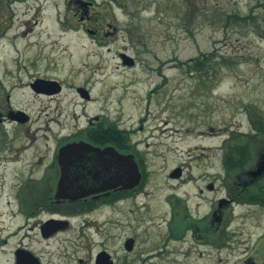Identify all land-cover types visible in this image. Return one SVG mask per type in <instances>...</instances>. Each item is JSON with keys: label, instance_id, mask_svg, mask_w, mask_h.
<instances>
[{"label": "rangeland", "instance_id": "rangeland-1", "mask_svg": "<svg viewBox=\"0 0 264 264\" xmlns=\"http://www.w3.org/2000/svg\"><path fill=\"white\" fill-rule=\"evenodd\" d=\"M61 1L44 0L40 10L28 8L31 0L13 3L12 25L0 39V110L8 103L33 121L31 126L0 124V232L26 225L10 215L16 205L4 206L8 200L14 204L7 194L34 151L23 147L48 135L47 123L53 132L65 133L73 127L72 114L88 113L103 117L142 152V182L116 199L112 214L101 210L93 226L71 219L61 236L65 242L50 240L44 246L48 258L55 260L54 250L66 248L67 261L61 264H79L78 258L93 264L94 253L106 249L115 264H241L264 236L263 210L248 205L226 210L228 225L220 241L235 247L230 251L221 249L220 233L204 237L209 244L189 233L175 240L173 206L178 199L194 219L205 215L210 202L224 195L221 140L253 134V120L264 128V0H141L139 12L119 15L124 28L98 42L83 31L61 28L56 20ZM1 21H9L4 6ZM119 53L133 65L123 66ZM35 78L61 81V94L33 93L28 84ZM77 86L90 90L91 102L79 99ZM47 106H58L65 116L46 114ZM54 119L61 123L56 126ZM16 156L21 162L8 161ZM176 169L180 180L169 178ZM208 180L215 190L198 198L197 187ZM24 235L8 239L0 264H12L16 244H28ZM128 238L134 240L131 252L124 248Z\"/></svg>", "mask_w": 264, "mask_h": 264}, {"label": "flooded vegetation", "instance_id": "flooded-vegetation-1", "mask_svg": "<svg viewBox=\"0 0 264 264\" xmlns=\"http://www.w3.org/2000/svg\"><path fill=\"white\" fill-rule=\"evenodd\" d=\"M19 1L26 2V0H0V39L4 29L12 25V4ZM31 1L32 5L28 8L40 10L44 0ZM61 4L62 10L56 12V20L61 28L71 32L83 31L97 42L100 41L97 38L112 36L118 28L125 27L121 21L119 22V15L131 16L133 12H139L142 8L141 0H62ZM54 5L56 7V3ZM2 6L6 8L9 19L5 25L1 21ZM124 56L127 55L118 54L121 63L125 59ZM36 80L48 82L46 90L40 92L33 90L30 86ZM28 86L33 93L48 98L61 94L63 89V83L56 79L35 78ZM3 88L0 82L2 91H4ZM75 92L81 101H92L90 90L86 87L77 86ZM18 111L23 112L7 103L0 110V124L9 122L19 126H28L27 124L31 126L33 121L26 113L23 112L21 116L14 115ZM50 113L52 117L54 113L62 118L65 116L58 106L53 109L47 106L46 114ZM83 118V123L79 124ZM68 120L73 127H66L67 132H53L47 123L46 130L49 134L42 133L40 137L32 139V142L23 147L24 150L34 149V151L28 164L18 168L21 173L20 178L10 187L7 194L14 200V204L8 200L4 202V206L16 205V210L11 211L10 215H18L19 219L26 222V225L25 227L17 225L16 229L7 233L0 232V250L7 244L8 239L18 236L19 233H24L23 238L28 239V244H23L21 240L11 251L12 264H53L51 261H54V264H61L60 261H67V255H63L66 248L62 251L61 248L54 250L55 260L48 258L44 252L46 243L50 240L65 242L61 236L70 229V220L73 218H83L82 225L93 226L95 224L93 221H98L96 216L101 210L109 209L112 214L116 199H124V195L129 191L122 189L121 186L115 188L112 185L110 181L112 175L106 174L105 164L114 165V157L110 155V149L120 155L135 156L138 151L130 145V140L118 134L114 135L113 132L99 133L101 128L111 130L112 126L105 125L103 117L99 115L72 114ZM74 120L77 121L73 122ZM54 121L56 126L61 123L56 119ZM250 126V132H254L253 134H230L221 140L219 150L222 170L221 186L224 195L210 202L205 215L194 219L191 214L188 215V207L179 204L178 199H175L173 209L177 214H174L172 219L174 225L172 233L175 240L189 233L191 239L209 244L210 240L204 237L209 238L211 233H220L223 234L219 236L221 249L229 248L230 251H235V247H227L226 242L220 241L225 236L228 225L226 210H232V207L236 205H248L264 211V128L256 125L254 120L250 121ZM71 145L79 147V153L71 155L68 152L67 156L60 158V150ZM138 155L140 159L138 166L142 177V152ZM109 159L111 162H108ZM8 161L19 163L21 159L16 156L14 160ZM120 168L125 169L124 163L120 165ZM62 173L64 180L59 184ZM181 174L180 170L178 180ZM192 179L195 178L192 177ZM214 190V182L208 180L204 186L197 187L196 194L198 198H201L204 192L211 193ZM180 205H182V211L177 212ZM49 220H62L68 223L56 222L53 227L47 228L45 224ZM83 229L84 227L81 230ZM3 235L6 237L3 238ZM79 235L86 242L91 238L84 237V233H79L77 237ZM248 249L246 248L245 253ZM249 250L250 255L246 256L241 264H264V236L255 240V245ZM75 251L74 249L71 252V256L76 254ZM102 252L106 253L115 264L114 258L106 249L97 250L94 253L93 264L98 263V256ZM46 258L49 259L47 263H45ZM77 261L82 264L81 258Z\"/></svg>", "mask_w": 264, "mask_h": 264}, {"label": "water", "instance_id": "water-1", "mask_svg": "<svg viewBox=\"0 0 264 264\" xmlns=\"http://www.w3.org/2000/svg\"><path fill=\"white\" fill-rule=\"evenodd\" d=\"M124 64L132 65V62L124 61ZM46 83L48 82H43L42 80H36L35 83L32 84L30 87L33 90L40 92V91L46 90V86H48ZM14 115L21 116L23 115V113L18 111ZM79 151H80V148L77 147L76 145L66 146L60 150L59 157L61 158V157L67 156L68 152H70L71 155H75V154H78ZM109 151H110V155L114 157L113 159L114 165L105 164V166H107L106 174L109 176L112 175L110 181L113 184L112 183L111 184L115 188H117L118 186H121V188L124 190H132L136 188L140 183L141 177H140V173L138 170V166L133 156L132 155H120L118 154V152L112 149H110ZM108 162H111V159H109ZM122 163H124L125 169L120 168V165H122ZM179 174H180V171L176 169L170 173L169 177L178 178ZM63 180H64V174L62 173L59 184H61ZM54 223H55L54 220H50L48 221V223H46L45 226L47 228L53 227ZM133 245H134V240L129 238L125 241L124 248L126 251L131 252L133 249ZM98 259L99 260L97 264H113V262L109 259V257L104 253H101L98 256Z\"/></svg>", "mask_w": 264, "mask_h": 264}, {"label": "trees", "instance_id": "trees-1", "mask_svg": "<svg viewBox=\"0 0 264 264\" xmlns=\"http://www.w3.org/2000/svg\"><path fill=\"white\" fill-rule=\"evenodd\" d=\"M110 128H111V130L101 128L99 133L113 132L114 135H117L118 132L115 130V127L111 126Z\"/></svg>", "mask_w": 264, "mask_h": 264}]
</instances>
